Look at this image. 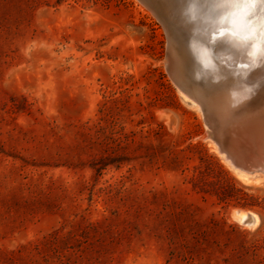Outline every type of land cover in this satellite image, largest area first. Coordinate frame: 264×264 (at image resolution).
<instances>
[{
  "label": "rangeland",
  "instance_id": "rangeland-1",
  "mask_svg": "<svg viewBox=\"0 0 264 264\" xmlns=\"http://www.w3.org/2000/svg\"><path fill=\"white\" fill-rule=\"evenodd\" d=\"M165 42L138 0H0V264H264V178L213 148Z\"/></svg>",
  "mask_w": 264,
  "mask_h": 264
},
{
  "label": "bare ground",
  "instance_id": "bare-ground-1",
  "mask_svg": "<svg viewBox=\"0 0 264 264\" xmlns=\"http://www.w3.org/2000/svg\"><path fill=\"white\" fill-rule=\"evenodd\" d=\"M138 1L162 25L168 50L165 67L168 74L173 70L182 100L195 106L221 137L237 134L245 141L242 146L253 168L238 172L230 166L232 171L243 181L264 178V63L259 59L264 44L260 18L253 16L259 5L251 0ZM251 128L254 132L249 134ZM233 150L238 152L236 146ZM257 153L261 159H255ZM246 212L232 210L239 223ZM257 222L258 216L252 214L245 226Z\"/></svg>",
  "mask_w": 264,
  "mask_h": 264
},
{
  "label": "water",
  "instance_id": "water-1",
  "mask_svg": "<svg viewBox=\"0 0 264 264\" xmlns=\"http://www.w3.org/2000/svg\"><path fill=\"white\" fill-rule=\"evenodd\" d=\"M166 52H168L167 41H166ZM172 73H173V70L170 71L169 76L176 86L177 82L173 78ZM202 111L204 112L203 107H202ZM204 121L208 128V130L205 131V136L209 137L212 140L213 144L217 146V149L219 152H222L229 166H231L233 169H236L238 172H243V170H251L253 168L251 167L252 166L251 156L246 151V149H244L245 147L242 146L244 144L243 142L245 141L240 139L237 134L232 135L233 137H228V136L221 137L216 129L209 126L205 118H204ZM252 128L247 130L249 134H252L254 132ZM233 146H236V148H238V152L233 150ZM240 150L242 151L241 153L239 152ZM256 156L258 157V158L257 157L255 158L256 160L261 159L260 153H257ZM255 167L257 168V166ZM252 214H255V213L252 211H247L245 213V216L241 219L240 224L242 225L249 224L252 219Z\"/></svg>",
  "mask_w": 264,
  "mask_h": 264
},
{
  "label": "snow or ice",
  "instance_id": "snow-or-ice-1",
  "mask_svg": "<svg viewBox=\"0 0 264 264\" xmlns=\"http://www.w3.org/2000/svg\"><path fill=\"white\" fill-rule=\"evenodd\" d=\"M251 2L254 5H259V12H253V16H259L261 21V29H260V35H261V41L262 44H264V0H251ZM225 38H227V35L225 34ZM251 57H256V53H248ZM259 59L261 63H264V47L261 48L259 53ZM253 63H255V59H253Z\"/></svg>",
  "mask_w": 264,
  "mask_h": 264
},
{
  "label": "trees",
  "instance_id": "trees-1",
  "mask_svg": "<svg viewBox=\"0 0 264 264\" xmlns=\"http://www.w3.org/2000/svg\"><path fill=\"white\" fill-rule=\"evenodd\" d=\"M115 163L114 161H102L101 164H99L98 166H93L96 169H103L105 168L107 165ZM217 197L219 200L221 201H227L230 197H232V194H228L227 191L226 192H220L219 194H217Z\"/></svg>",
  "mask_w": 264,
  "mask_h": 264
}]
</instances>
